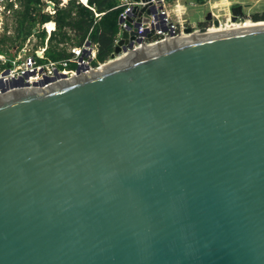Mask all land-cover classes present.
<instances>
[{"label": "water", "instance_id": "1", "mask_svg": "<svg viewBox=\"0 0 264 264\" xmlns=\"http://www.w3.org/2000/svg\"><path fill=\"white\" fill-rule=\"evenodd\" d=\"M205 31L0 94V264H264V26Z\"/></svg>", "mask_w": 264, "mask_h": 264}, {"label": "built area", "instance_id": "2", "mask_svg": "<svg viewBox=\"0 0 264 264\" xmlns=\"http://www.w3.org/2000/svg\"><path fill=\"white\" fill-rule=\"evenodd\" d=\"M81 1L87 5V0ZM148 3L156 11L143 15L147 16L149 20L148 22L141 23L138 28V37L142 38V43L134 41L132 48H128L126 51L122 50L120 53L115 54L114 58L111 56L105 62L96 63L97 45L88 39L80 46H71L68 58L56 61L49 60L45 56L46 45L34 51H29L27 46L33 38H29L23 45L17 44L10 52L0 53V94H6L17 88L39 87L41 86V82L47 80L42 85V87H46L61 80L77 76L79 73L83 74L100 69L110 62L125 58L128 56V52L142 46L152 47L159 43L183 39L196 32H200L201 28L208 30L216 27L212 22H208L206 26H201L199 23H191L183 18L185 8L177 0L175 2L173 0H148L140 2L119 0L120 6L124 7V11L120 14L119 19L125 18L132 6L136 4L146 5ZM48 10L53 12L49 6ZM211 12L215 18L220 19V25L231 21V13L228 15L224 13L228 18L221 20V16L223 15H217L213 10ZM242 19H238L237 22H241ZM43 27L47 30L48 36L55 30V25L48 28V24L46 23ZM119 27L120 30L115 41V46L120 40L122 30L126 28V24L119 22ZM188 27L192 28L193 31L191 33H185V29ZM144 33H150V36Z\"/></svg>", "mask_w": 264, "mask_h": 264}, {"label": "trees", "instance_id": "3", "mask_svg": "<svg viewBox=\"0 0 264 264\" xmlns=\"http://www.w3.org/2000/svg\"><path fill=\"white\" fill-rule=\"evenodd\" d=\"M48 1L54 3L53 12L48 10ZM196 1L203 4L208 0ZM1 6L11 22L5 24L0 36V53L35 38L32 50L46 45L45 56L56 61L68 58L71 46H80L88 39L97 45L96 63L107 61L114 53L119 17L124 11L119 0H87V5L81 0H0ZM249 18L264 20V12ZM48 22L55 23L49 36L43 27ZM199 24L206 26L208 22Z\"/></svg>", "mask_w": 264, "mask_h": 264}, {"label": "crops", "instance_id": "4", "mask_svg": "<svg viewBox=\"0 0 264 264\" xmlns=\"http://www.w3.org/2000/svg\"><path fill=\"white\" fill-rule=\"evenodd\" d=\"M174 2L176 0H173ZM185 8L183 18L190 21L191 23H200L199 21H193L191 19L190 8L191 6L202 5L196 0H177ZM204 5L209 6V11H214L215 14L224 15L232 6L236 4H242L244 6V11L246 14L251 15V13L264 12V0H208L203 3ZM215 7V8H214ZM172 13V11H170ZM204 20V19H203ZM202 20V22H204ZM51 26H54V22H50Z\"/></svg>", "mask_w": 264, "mask_h": 264}, {"label": "bare ground", "instance_id": "5", "mask_svg": "<svg viewBox=\"0 0 264 264\" xmlns=\"http://www.w3.org/2000/svg\"><path fill=\"white\" fill-rule=\"evenodd\" d=\"M49 27H51L52 24L50 22L47 23ZM264 26V21H253V20H245L241 22H232L228 21L220 26L212 27L208 30L205 31V35H216V34H221L225 32H232V31H237V30H243V29H249V28H256V27H263ZM200 32H196L193 35H189L188 37L185 38H193L196 35H200ZM123 59V58H122ZM121 60V59H119ZM118 61V60H116ZM116 61L110 62L106 64L105 66L112 64ZM103 66V67H105Z\"/></svg>", "mask_w": 264, "mask_h": 264}, {"label": "rangeland", "instance_id": "6", "mask_svg": "<svg viewBox=\"0 0 264 264\" xmlns=\"http://www.w3.org/2000/svg\"><path fill=\"white\" fill-rule=\"evenodd\" d=\"M189 8H190V13H191V19L193 21H196V22H198V21L202 22V20L206 16L207 12H209V6L204 5V4L199 5V6H191ZM229 13H230V9L226 12V14L228 15ZM251 14H253V13H251ZM247 19L250 20L249 17H246L245 19H242L241 21H245ZM9 22H11V19H10V17H7V12H5L3 6H1L0 7V36L3 33V29L5 27V24L9 23ZM48 28H49V26H48ZM35 42H36V39L33 38L31 40V42L28 44L27 48L29 51L32 50V47H33ZM11 50L12 49H6L7 52H10Z\"/></svg>", "mask_w": 264, "mask_h": 264}, {"label": "flooded vegetation", "instance_id": "7", "mask_svg": "<svg viewBox=\"0 0 264 264\" xmlns=\"http://www.w3.org/2000/svg\"><path fill=\"white\" fill-rule=\"evenodd\" d=\"M262 13V12H261Z\"/></svg>", "mask_w": 264, "mask_h": 264}]
</instances>
